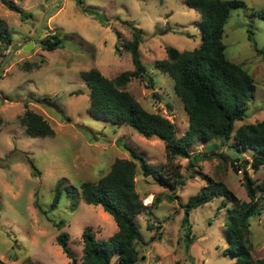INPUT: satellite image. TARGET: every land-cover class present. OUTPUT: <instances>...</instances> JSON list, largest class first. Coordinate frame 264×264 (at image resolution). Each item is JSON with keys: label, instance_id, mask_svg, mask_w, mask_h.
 Segmentation results:
<instances>
[{"label": "rangeland", "instance_id": "374dc122", "mask_svg": "<svg viewBox=\"0 0 264 264\" xmlns=\"http://www.w3.org/2000/svg\"><path fill=\"white\" fill-rule=\"evenodd\" d=\"M11 1L28 16L21 18L0 0V17L12 36L8 47L0 45V264H68L57 243L59 233L67 234L68 247L77 258L82 255L84 228L90 227L97 239L115 233L113 218L101 206L85 203L79 189L81 182L97 181L106 174L116 159L130 158L125 145L161 166L169 178L178 170L184 180L173 188L164 187L152 176H143L137 164L135 189L148 207L135 217L142 242L137 244L138 258L133 264H235V258L223 253L230 205L225 197H215L190 211L187 251L182 220L186 202L209 178L222 181L238 199L248 200L242 185L244 163L256 182L264 178V167L253 171L249 166L251 151H237L231 146L232 138L218 137L189 148V159L211 154L192 161V166L185 158L168 160L159 138H145L128 125L93 117L88 110L89 88L81 77L90 68L108 79L131 73V56L123 44L133 38L132 26L141 29L139 54L154 84L131 77L125 89L147 111L173 122L180 137L188 127V116L172 78L156 67V61L167 57V46L184 51L199 45L200 13L186 0ZM243 1L249 8L231 10L223 37L226 56L255 81L246 116L234 123L235 128L264 120V58L257 51H264V18L251 11L264 10V0ZM50 33H58L62 44L46 50L39 40ZM29 43L31 47L25 50ZM23 62L34 66L25 71ZM27 109L50 123L53 136H31L25 131L19 119ZM234 159L237 169L231 164ZM60 181V199L53 207ZM154 198L156 203H152ZM223 200L226 206L221 205ZM247 240L252 260L264 257V208L250 218Z\"/></svg>", "mask_w": 264, "mask_h": 264}, {"label": "trees", "instance_id": "16d2710c", "mask_svg": "<svg viewBox=\"0 0 264 264\" xmlns=\"http://www.w3.org/2000/svg\"><path fill=\"white\" fill-rule=\"evenodd\" d=\"M10 10L28 16L23 8L11 0H1ZM82 4L83 0H76ZM187 5L200 13L198 26L201 33L199 45L192 50L179 51L174 47L165 48L167 57L156 61V67L167 73L173 80V89L180 98L188 116V127L183 135L176 136L175 124L158 112L147 111L129 93L125 86L131 79H146L152 86L154 81L147 75L139 46L142 42L141 29L132 26V39L123 46L129 51L133 64L131 73L123 72L113 79H108L96 68L81 73L89 88V112L98 119L109 121L115 125H128L145 138H159L165 144L168 160L176 157L189 159L190 147L198 141H210L214 138L233 139L237 151L250 150L252 153L249 166L253 171L264 167V120L253 123H241L234 127L236 121L246 116L248 101L255 91L254 78L240 64L230 60L225 53L223 42L225 24L234 8H249L243 0H186ZM251 9V8H250ZM90 12L89 9H84ZM254 15L264 18V10H253ZM252 31L248 34L251 39ZM12 42L7 22L0 17V45L8 47ZM46 50H53L62 44L58 33H50L39 40ZM263 54L262 49L257 50ZM1 53V51H0ZM33 63L23 62L25 71L33 67ZM35 66H38L35 65ZM25 131L31 136H53L54 130L42 115L25 110L19 119ZM130 158L116 159L109 171L97 181L80 183L79 196L91 205H99L107 212L117 225V231L106 239H97L90 227L81 232L82 255L77 258L68 247V236L59 233L57 243L69 258L68 264H133L138 258L137 244L142 242L135 217L147 209L135 189V169L138 164L143 176H152L158 184L173 188L175 183L183 184L184 180L178 170H173V178L161 171V166L149 163L132 147L125 145ZM214 153V152H212ZM236 160L231 164L237 169ZM245 162V159L243 160ZM243 165L242 185L248 200L235 197L222 181L209 178L208 184L200 192L188 199L184 206L182 227L184 241L188 250L191 241L189 213L191 210L210 202L215 197H225L230 203L227 208L228 222L224 229L227 246L223 253L235 258V264H264V257L255 261L251 257V246L248 245L247 234L250 218L259 215L264 208V178L256 182ZM169 176V177H168ZM61 181L55 186V197L52 206H56L61 195ZM74 195L73 188L66 187ZM77 191V190H76ZM78 194V191H77ZM178 196H169V199ZM157 198L152 200L156 203ZM226 206V201L221 202ZM57 225V224H56ZM148 228H152L149 225ZM30 264H40L31 262ZM176 264H180L176 262Z\"/></svg>", "mask_w": 264, "mask_h": 264}, {"label": "water", "instance_id": "95a60500", "mask_svg": "<svg viewBox=\"0 0 264 264\" xmlns=\"http://www.w3.org/2000/svg\"><path fill=\"white\" fill-rule=\"evenodd\" d=\"M30 47H31V44L29 43V44H27V45L24 47V49H25V50H28Z\"/></svg>", "mask_w": 264, "mask_h": 264}, {"label": "bare ground", "instance_id": "6f19581e", "mask_svg": "<svg viewBox=\"0 0 264 264\" xmlns=\"http://www.w3.org/2000/svg\"><path fill=\"white\" fill-rule=\"evenodd\" d=\"M146 200H148V199H146ZM149 201V200H148Z\"/></svg>", "mask_w": 264, "mask_h": 264}]
</instances>
